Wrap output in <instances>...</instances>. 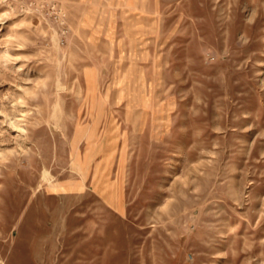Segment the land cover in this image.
<instances>
[{
	"label": "rangeland",
	"instance_id": "1",
	"mask_svg": "<svg viewBox=\"0 0 264 264\" xmlns=\"http://www.w3.org/2000/svg\"><path fill=\"white\" fill-rule=\"evenodd\" d=\"M0 264H264V0H0Z\"/></svg>",
	"mask_w": 264,
	"mask_h": 264
}]
</instances>
